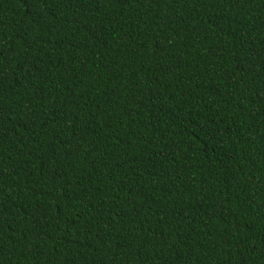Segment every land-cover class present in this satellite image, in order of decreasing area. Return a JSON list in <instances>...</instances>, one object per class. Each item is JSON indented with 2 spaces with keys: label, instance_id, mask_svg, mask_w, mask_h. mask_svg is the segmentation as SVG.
Masks as SVG:
<instances>
[{
  "label": "trees",
  "instance_id": "1",
  "mask_svg": "<svg viewBox=\"0 0 264 264\" xmlns=\"http://www.w3.org/2000/svg\"><path fill=\"white\" fill-rule=\"evenodd\" d=\"M0 264H264V0H0Z\"/></svg>",
  "mask_w": 264,
  "mask_h": 264
}]
</instances>
